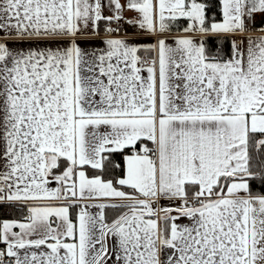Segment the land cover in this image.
Here are the masks:
<instances>
[{"label": "snow or ice", "instance_id": "snow-or-ice-1", "mask_svg": "<svg viewBox=\"0 0 264 264\" xmlns=\"http://www.w3.org/2000/svg\"><path fill=\"white\" fill-rule=\"evenodd\" d=\"M0 264H264V0H0Z\"/></svg>", "mask_w": 264, "mask_h": 264}]
</instances>
